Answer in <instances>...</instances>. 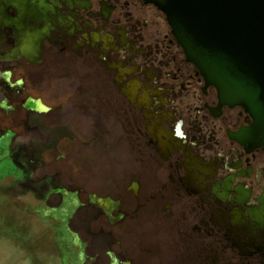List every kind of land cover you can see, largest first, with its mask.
Returning <instances> with one entry per match:
<instances>
[{
    "label": "flooded vegetation",
    "instance_id": "af4514ba",
    "mask_svg": "<svg viewBox=\"0 0 264 264\" xmlns=\"http://www.w3.org/2000/svg\"><path fill=\"white\" fill-rule=\"evenodd\" d=\"M252 123L152 2L0 0V166L22 175L4 178L32 176L35 150L67 136L108 150L111 187L87 202L41 178L43 196L63 198V223L87 205L107 220L75 228L78 264H264V143Z\"/></svg>",
    "mask_w": 264,
    "mask_h": 264
},
{
    "label": "rangeland",
    "instance_id": "374dc122",
    "mask_svg": "<svg viewBox=\"0 0 264 264\" xmlns=\"http://www.w3.org/2000/svg\"><path fill=\"white\" fill-rule=\"evenodd\" d=\"M100 141L97 138L96 148H90L87 136L88 146L78 147L77 138L67 136L59 142L56 140L52 148H38L35 150L37 160L27 166L32 176L27 175L22 181L11 176L4 178L10 173L7 169L12 170L15 177H22L14 166H0V264H78V260H83L84 256L78 255L74 230L80 227V222L87 233L97 228L106 229L105 216L97 217L94 208L87 205L69 224L63 223L64 217L53 208L63 198L60 194L43 196L41 178L49 174L56 186L83 189L80 198L85 202L88 201L85 193L108 192L112 183L105 166L108 150ZM89 166L91 171L87 170ZM113 181L119 189L121 181ZM64 199L70 201L68 196ZM68 215L66 213L65 217Z\"/></svg>",
    "mask_w": 264,
    "mask_h": 264
},
{
    "label": "water",
    "instance_id": "95a60500",
    "mask_svg": "<svg viewBox=\"0 0 264 264\" xmlns=\"http://www.w3.org/2000/svg\"><path fill=\"white\" fill-rule=\"evenodd\" d=\"M157 5L222 102L241 105L264 143V0H146Z\"/></svg>",
    "mask_w": 264,
    "mask_h": 264
}]
</instances>
